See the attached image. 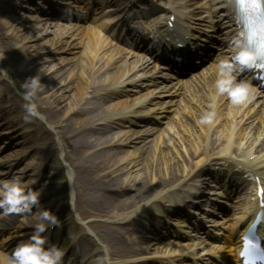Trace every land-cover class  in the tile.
Returning <instances> with one entry per match:
<instances>
[{
  "label": "bare ground",
  "instance_id": "obj_1",
  "mask_svg": "<svg viewBox=\"0 0 264 264\" xmlns=\"http://www.w3.org/2000/svg\"><path fill=\"white\" fill-rule=\"evenodd\" d=\"M11 2L5 0L0 3V10L5 8L2 5H8L7 10H11ZM11 17L6 14L0 15V51L3 55L0 58V67L6 68L7 63L10 66H21L25 63L32 69L34 65L41 69L51 61L50 59L54 60L55 67L50 63L49 69L46 68L47 75L40 78L43 87L36 89L30 98L37 100L39 109L35 107V111L46 124L53 126L57 139L42 128L26 110L20 112L23 118V122H20L22 126L14 127L13 130L12 121L8 123L7 120L16 108L10 106L8 101L12 103L15 94L0 74V127L5 129V134H8L6 141L15 146L27 142L30 144V149L33 148V154L41 155L42 160L54 153L56 144L60 147L63 161L65 157L71 163V175L73 174L76 188L74 208L81 222L85 224L76 229L77 238L87 252L86 257L90 258L91 264H100L99 250L95 248L94 239L102 241L109 248L112 257L107 264H123L120 261L123 258L134 260L136 256H140L137 260H142L146 255L142 248H134L129 243L130 233L125 232L118 225L151 214L148 210L165 209L172 194L179 189L185 179L195 175L198 177L211 163L215 165L219 161H237L241 154L239 150L250 146L252 138L249 140L245 132L238 130L230 140L227 120L225 123H220L221 125L212 121L198 123L203 111L202 107L196 105L185 109V106H182L184 111L181 110V113L178 106L177 115L168 121L166 131L155 138L150 140L147 138L154 131L153 128L131 132L132 136L129 137L123 135V140L127 143L141 142L133 148V151H129L126 157L114 159L113 157L116 156L114 150L91 149L95 140L103 145L108 141L106 133L110 123L107 122V118H103L105 115L100 104L103 97L116 92L112 90L113 88L126 89V86H130L132 75L128 71L129 64L119 59L115 51H101L97 38L98 28L91 31L80 26V23L71 26L81 27L83 38L68 33L64 37L66 39L62 40L57 37L62 32L59 30L44 48H40L47 49L51 54L54 53L53 57L29 52V49L24 50L25 46L12 47L9 45L12 38L3 33V29H11L13 33L19 30ZM30 18L29 20H32L36 17ZM31 29L33 32L40 31L38 26H33ZM24 38L21 33L19 40ZM31 39L36 40L34 37H30ZM102 69L103 72L100 74ZM28 72L22 74L27 77ZM21 89L25 91L24 88ZM201 105L205 107L204 102ZM161 108H164V111L168 110L167 106L155 104L154 107L148 108L150 109L148 114L154 115ZM230 113L231 111H228L227 115ZM78 115L82 117L75 119ZM136 117L139 116H136L134 111L131 121L133 122ZM109 119L124 120L125 113ZM255 128L251 126L249 133ZM23 130H26L24 134ZM145 149L147 150L145 158L141 159ZM22 155L20 152H15L9 154L5 160H15ZM244 158H246L245 154L240 157L241 162L245 161ZM138 161H142L141 167L138 166ZM58 171L57 160L47 179L49 185L52 186L58 179ZM159 204L163 207H159ZM59 206L53 201L50 205L44 204L39 211L51 210L56 214ZM28 220V223L32 224V218L29 217ZM22 227H26V224L19 216L1 217L0 229L7 230L5 233L7 236L0 242V247L5 242L15 239L19 233H25L20 232L21 229L24 230ZM181 248H187V245H177L174 250ZM171 249L169 247L166 251L169 252ZM0 264H6L5 260L0 259Z\"/></svg>",
  "mask_w": 264,
  "mask_h": 264
},
{
  "label": "clouds",
  "instance_id": "obj_2",
  "mask_svg": "<svg viewBox=\"0 0 264 264\" xmlns=\"http://www.w3.org/2000/svg\"><path fill=\"white\" fill-rule=\"evenodd\" d=\"M254 53L247 48L240 47L235 41L234 53L230 59H222L217 66V78L213 82L214 91L209 93L208 107L198 118V123H208L214 116L215 99L218 95H226L232 104L246 102L254 92V86L249 80H240L239 75L251 67ZM37 74L26 77L21 87L27 101L34 91L43 87ZM29 115H37L35 105L31 102L25 105ZM26 119L28 117H25ZM38 181H25L22 176H15L9 180H0V216L23 215L25 222L32 218L34 231L29 239L22 242L15 249L10 264H62L63 250L55 244L49 245L48 236L44 235L49 228L59 225V219L51 210L42 209L41 192L36 191L33 185ZM105 254L99 258L100 264H107Z\"/></svg>",
  "mask_w": 264,
  "mask_h": 264
},
{
  "label": "rangeland",
  "instance_id": "obj_3",
  "mask_svg": "<svg viewBox=\"0 0 264 264\" xmlns=\"http://www.w3.org/2000/svg\"><path fill=\"white\" fill-rule=\"evenodd\" d=\"M2 2L3 1L0 0V3H2ZM15 4L16 3H12V7ZM2 6L5 8L0 10V15L6 13L8 11L6 8V7H8V5L7 6L2 5ZM15 8H16V13H11V12H9V13L12 14L11 18L13 19V21H15V26H16V28H19V30L16 32L14 31V33H13L10 31L11 29H7V30L3 29V33L7 37L12 38V40L9 41V45H11L12 47H13V45L15 47L25 46L24 50L28 51V49H29V52H33V53L38 52V55L48 56V57L52 56L53 57L54 53L51 54V53H49V51H47V49L44 50V49H40V48H44V46L49 43V40L53 37L52 32L56 31V27L46 28V30L50 31L51 34H41V35L39 34L40 36H36L37 33L33 34L31 32V30L28 28V25H30L29 22L27 23V21L24 20L25 17H27L29 15V13L27 11L22 12L23 8L17 9L18 7H16V6H15ZM2 11H6V12H2ZM19 13L21 15H19ZM17 18H19V19L16 20ZM11 33H13V35ZM21 33H22V35L25 36L24 40H22V39L19 40ZM30 35H32V37L34 36V39H36V40H32V39L30 40V38H29ZM1 57H3V55L1 54V51H0V58ZM50 60L51 61L48 62L47 64H45L44 68L41 67V69L39 67H37L36 65H34V68L32 69V67H29V65L25 64V63H24V65H21V66H15V65L10 66L7 63L8 66L6 68L0 67V74L2 75L4 82L6 83L7 86H9V88L15 94V100H11L12 103L10 101H8L9 102L8 104L10 106L12 105L16 108L15 112L7 120L8 123L12 121L13 126L11 124H10V126L13 127V130H14V127H19V126L21 127L22 126V124H20V122H23V118H22V115L20 112H24L26 110L25 105L27 103L31 102L35 105L36 108L39 109V104H38L36 99L33 100V99L29 98V100L26 101L22 96L23 91L21 89V83L26 78L22 73H24L25 71H29L28 76H31L33 74H37L39 76L38 78L40 80L41 77L47 75L48 72L46 73V71L49 69L48 66L50 65V63H53V67H55L56 63H54V60H52V59H50ZM57 67H60V66H57ZM46 68H48V69H46ZM30 69H32V70H30ZM44 69H46V70H44ZM60 85L62 86V84H60ZM5 94H7V93L5 92ZM44 97H45V95H44ZM32 116L36 119V121H38L40 123L42 128L46 129L53 136L54 139H57V137L54 134L55 129L53 128L52 125L46 124L43 121V118H41V116L38 113H37V115H32ZM77 119H80V117L78 116ZM25 131L26 130H23L22 133L24 134ZM109 131L112 134V140L118 138L121 134V132H115L112 130H109ZM4 132H5V129H2L0 127V136H2L4 134ZM95 143H97V141H93V144H95ZM23 144H24V146H19V145L14 146V148L12 150L11 149L10 150L11 151H17V152L18 151L24 152L25 150H27V148H29V144H27V142L23 143ZM38 146H39V144H38ZM98 147H99V145L96 146V148H98ZM92 148H93V146L91 147V149ZM100 148H102V147H100ZM107 148H112L114 151L117 152L116 156L113 157L114 159H118L121 155H123V152H128L127 148H122V147H107ZM54 149H55L54 153L53 154L51 153L49 155L50 156L49 162H46V164H44L43 162H45V161H43L42 159H39V161L34 166L35 167L34 173H36L37 170L39 171V169H46L48 174H50L54 163L58 160V165H59L58 179L53 183L54 187L52 189L54 191V196H55L53 200H55L58 203V205H60L59 211L56 215H57L59 220L61 218H64L63 220H64V222H66V224H68L69 221L72 220L75 223H77L78 225H85L83 222H81V219L78 215V212L74 208V192H75L76 188H75V185L73 183V174L71 175V163H69V161L67 160V158L65 159V157H64V161H63L62 155H61L62 153L60 151L61 149L57 144L55 145ZM104 149H106V148H104ZM128 150H129V148H128ZM28 152H29V149H28ZM146 152L147 151L142 153V159L145 157ZM0 155H4L5 157H7L9 155V152H7V151L3 152ZM55 156H57V159H55ZM35 158L36 157H34V159ZM38 158H41V156H39ZM141 165H142V161H139L138 166L141 167ZM121 226H123V227L125 226V228H128L127 227L128 224H122ZM70 228L72 229L71 225H70ZM86 231H88V230H86ZM136 239H138L137 235L131 236V242L130 243L133 245V247H141V246H139L138 243L135 242ZM94 242H95V239H94ZM96 245L100 249V254H99L98 258H101L106 254L108 257V261L110 262L111 261L110 259L112 256H110V251H109V248L107 247V245H105L102 241H96ZM129 260H131V259H129ZM129 260H128V258L127 259L123 258L120 261L128 264Z\"/></svg>",
  "mask_w": 264,
  "mask_h": 264
},
{
  "label": "snow or ice",
  "instance_id": "obj_4",
  "mask_svg": "<svg viewBox=\"0 0 264 264\" xmlns=\"http://www.w3.org/2000/svg\"><path fill=\"white\" fill-rule=\"evenodd\" d=\"M240 2H241V3H243V2H244V0H240ZM242 255H243V253H242Z\"/></svg>",
  "mask_w": 264,
  "mask_h": 264
}]
</instances>
